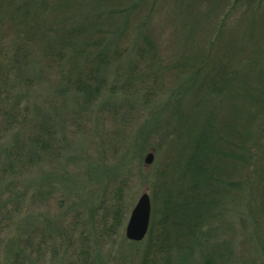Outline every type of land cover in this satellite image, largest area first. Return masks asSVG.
I'll return each mask as SVG.
<instances>
[{
    "label": "trees",
    "instance_id": "1",
    "mask_svg": "<svg viewBox=\"0 0 264 264\" xmlns=\"http://www.w3.org/2000/svg\"><path fill=\"white\" fill-rule=\"evenodd\" d=\"M124 2V0H0L1 61L10 59L17 63L21 59L22 64L27 59V53H36L35 69L39 67L40 71L54 69L62 71L60 81L74 96L67 110L76 109L80 113L90 111V106L92 104L94 106L106 92L114 94L113 85L109 84L110 77H116L120 69H126L127 79L131 80L133 73L144 66H147L146 73L150 77H156V73L150 75L152 72L150 66L158 62V57L162 58L158 62L161 67L163 65L162 69L169 70L173 67L169 60L171 56L156 53L148 37L147 41L145 36L131 39L130 12L122 7ZM206 6L214 14L215 21L208 25L201 35L202 40L198 42L197 52L191 53L190 64L174 63V67L178 68L176 71L178 74L174 77L172 92L166 93L168 99L163 107L155 106L163 112L165 109L169 110V116L161 120L159 118L143 120L127 142L128 154L130 151L134 153L138 151L140 154L142 148L139 145L141 143L147 145L146 139L141 142L140 138L144 134H150L158 141L155 150L159 153L161 143L175 144L176 135H179L177 140L183 139L175 146L176 150H173L174 158L166 160L163 169L154 176L155 181L152 183L153 209L147 235V249L153 246L152 240L155 239L156 245L151 249L164 253L166 258L169 255L174 256V252L175 255L187 256L193 251L190 244L194 241L197 242V247L203 246L200 244L199 236L209 226L212 214L216 211L230 182V178L219 176L223 159L230 165L224 168L225 172L235 170V164L247 170L245 179L248 189L254 183L252 178L256 172L263 177L264 186V164L262 165L264 131L261 139L257 137L256 142L249 143L252 147L243 146L244 142L237 147L232 142L237 138L234 123L237 125L241 122L239 115L242 104L248 113L249 108L253 107L255 112L251 117L259 119L262 117L261 122L264 123V76L256 84L254 80L257 79L256 74L253 75L254 72L252 74L251 70H254L252 67L258 66V60L252 55L241 59L239 63L233 61L236 50H230L231 36L227 34L237 32L243 36L246 31L253 29L252 17L264 16V0H207ZM107 9L114 16L124 17L125 21L128 19L124 22L125 31L121 22L112 25V16L105 14ZM198 9H201V4ZM240 9H246V12L231 22L230 14ZM222 15L224 16L220 17ZM240 73L247 79L236 80ZM152 86L153 89H146L143 94L138 92L136 95L141 96L146 105H149L148 102L153 97L151 95L159 94L161 91L158 90L156 82ZM22 88H26L25 84ZM5 90L9 93L6 81L4 84L0 82V128L4 133L8 132L7 128L12 125L16 129L24 126L19 123V103L15 97L11 98L10 93L6 94ZM23 93L25 94L24 91ZM193 95L196 96L197 106L194 113L190 112L187 105L188 99ZM208 101L214 108L203 111L201 107ZM159 115L161 114L157 116ZM52 120L39 114L30 130L20 129L14 136L12 147L5 153L6 169L16 174L24 175L31 173L36 167L50 166L51 169L47 171L50 182L47 185L39 183L38 188L39 197L44 199L50 198L48 190L51 183L55 182L56 166L54 167L53 163L57 160L54 158L62 156L66 148L65 121L55 124L54 130ZM172 120H175V123L170 129ZM57 127L63 135L62 141L57 140ZM113 154L108 159L109 164L107 163L102 170L88 168L87 180L91 181L93 176L102 177L104 187L108 190H112L111 187L116 182L121 184L119 181L121 171L126 162L129 164L131 161L126 154L121 158ZM4 168L0 166L1 176ZM80 182L79 189L82 192V174ZM56 189L57 192L63 191L61 184ZM68 193L66 195H70ZM71 194L78 193L74 191ZM61 195V200L66 198L65 194ZM112 195L116 198L115 201H111ZM112 195L104 193L101 207L98 206V209L104 211L102 222L105 237L119 235V229L125 222L122 215L124 212L121 203L122 187L113 190ZM16 197L18 200L22 195H10L2 186L0 213L10 202L13 203ZM67 206L82 207V196L77 195L76 201L68 200ZM89 211L91 215L93 214L90 221L94 222L97 207ZM69 212L67 210L65 213L60 212L58 216L53 217L54 219L49 216L44 218L45 220L52 218L53 223L56 221L60 224ZM71 223L69 230L55 229L54 233L46 235L43 243V246H49L50 239L52 244L54 240L55 243L60 241L63 259L70 255V244L76 238V232L79 229L80 233L82 232V208L71 219ZM32 235L28 233V237ZM79 237L82 238V233ZM88 240L89 237L83 241L87 247L86 252L90 248ZM27 242L31 244V239L28 238ZM14 246L13 243L7 247L10 257L13 256L12 260L9 258L8 264H19L20 252L16 248L13 251Z\"/></svg>",
    "mask_w": 264,
    "mask_h": 264
},
{
    "label": "rangeland",
    "instance_id": "2",
    "mask_svg": "<svg viewBox=\"0 0 264 264\" xmlns=\"http://www.w3.org/2000/svg\"><path fill=\"white\" fill-rule=\"evenodd\" d=\"M124 1L122 7L130 12L131 39L145 36L147 41L148 37L149 43L153 45L156 53L171 56L169 60L173 63V67L169 70L162 69L163 65L161 67L158 63L162 58L158 57V62L156 61L155 65L150 66L152 71L150 75L156 73V77H150L146 73L147 66H144L133 73L131 80L127 79V70L120 69L116 77H110L109 84L113 85L114 94L106 92L99 101L95 102L94 106L93 104L90 106V111L80 113L76 109L67 110V106L74 96L66 90L60 81L62 71L58 72L57 69L40 71L39 67L35 69L37 66L36 53H27V59L22 64L21 59L16 63L10 59L1 61L2 56L0 57V82L4 84L6 81V88L9 90L11 98L15 97L19 103L18 117H20L19 123L24 125L22 128L30 130L33 127V121L39 114L53 119L54 130L55 124L65 121L66 125L64 129L66 148L62 156L54 158L57 160L53 163L54 167L56 166V176L55 182L51 183L48 190L49 199L39 197L38 188L39 183L47 185L50 182L47 177V171L51 169L50 166L36 167L31 173L24 175L8 171L5 153L12 147L14 136L22 128L16 129L12 125L7 128L8 132L5 133L0 128V166L5 167L3 176L0 172V188L4 186V191H8L10 195H22L18 200L16 197L14 202H10L8 207L0 213V264H8V261L12 260L13 256L10 257L7 247L13 243L15 245L12 248L13 251L16 248L20 252L19 264H264L263 177L259 172H256L255 179L252 178L254 183L248 189L245 179L247 170L241 165L235 164V170L225 172L224 168L230 165L224 159L220 164L219 176L230 178V182H228L229 186L220 199L216 211L212 214L209 226L199 236L200 244H203L202 247H197V242L194 241L190 244L193 251L187 256L175 255L174 252V256L169 255L166 258L164 253L151 249L156 245L155 239L152 240L153 246L147 249V235L150 227L142 241L130 242L126 240L125 226L131 211L141 195L147 194L152 214L154 176L163 169L167 159L174 158L175 146L183 141V139L177 140L179 135H176L174 136L176 137L175 144L161 143L160 151L157 153L155 150L157 139L150 134H144L140 140L142 142L143 139H146L147 145L143 143L139 145L142 148V153L130 151L128 154L129 136L143 120L167 119L169 110L165 109L164 113L162 109L155 108V106L163 107L168 99H166L168 95L166 93L172 92V87L175 84L174 77L178 74L176 72L178 68L174 67V63L190 64L191 53L197 52L198 42L202 40L201 35L208 25L215 21V17L206 6L207 0ZM19 2L21 3V1ZM199 4H201V9H198ZM244 12L246 9H240L238 12L234 10L230 14V18L232 17L230 21L234 22L237 16L241 17ZM105 14L112 16V25L117 22L124 25V22L128 20L125 21L124 17L118 15L114 16L108 9ZM252 18L254 28L246 31L243 36L237 32L233 34L227 32V34L231 36L229 38L230 50H236L233 57L234 62L239 63L241 59L244 60L251 55L258 60V66L252 67L254 70H251L252 74L254 72L253 75L256 74L257 79L254 80L257 84L258 80L264 76V16L259 15V18L256 16ZM125 29L124 25V31ZM185 68L188 70L187 67ZM243 79L247 78L242 73L237 75L236 80ZM155 82L158 85V90L161 89V91L159 94L151 95L153 97L150 98L149 105H146L141 96L136 97V95L138 92L143 94L146 89H153L152 85ZM23 84L26 88H22ZM5 93L9 95L6 90ZM195 101L196 96L193 95L187 102L188 109L192 113L197 109ZM104 105L105 107L102 108ZM242 106L239 115L241 122H238L237 125L234 123L237 142L234 140L232 142L237 147H239L238 144L243 145V142L245 144L243 146L252 147L249 143L256 142L257 137L261 139L264 123L261 122L262 117L260 119L251 117L255 112L253 107L249 108L248 113L244 110L243 104ZM212 108L214 107L209 101L201 107L203 111ZM158 114L161 115L157 116ZM174 123L175 120H172L170 129ZM256 124L262 126L257 127ZM56 131L58 132L57 140L62 141L63 135L59 132L58 127ZM247 134L249 135L248 140ZM262 151L264 152V150ZM149 153L154 158L151 165L147 166L144 164V160ZM112 154L117 158L126 154L131 162L129 164L126 162L121 171L119 180L121 184L116 182L112 185V190H108L104 187L102 177L93 176L91 181L87 180L86 170L91 167L94 170H102L107 163L109 164L108 159ZM256 158H258L257 155ZM80 174H82V192L79 189ZM60 184L63 191L57 192L56 188ZM119 186L123 190L121 203L125 222L119 229V235L105 237L106 232H104L102 222L104 211L101 208L98 209V206L101 207L100 203L104 198V193H110L111 196L113 190ZM44 190L47 189L44 188ZM74 191L78 194H71ZM61 193L65 194L66 198L61 200ZM66 193L70 195H66ZM77 195L82 196V207L68 208V200L76 201ZM115 199L112 195L111 201H115ZM96 207L94 222H91L93 214L91 215L89 210ZM81 208L82 238L79 237L81 234V229H79L76 232V238L70 244L69 257L63 259L60 241L55 243L54 240L52 244V239H50L49 247L43 246L44 240L46 235L54 233L55 229L69 230L72 224L71 219ZM66 210L70 212L65 220L60 224L56 221L52 222L53 217L58 216L57 214L60 212L65 213ZM46 216L52 218L45 220ZM28 233L33 235L28 237ZM88 237L90 248L86 252L87 247L83 241ZM28 238L31 239V244L27 242Z\"/></svg>",
    "mask_w": 264,
    "mask_h": 264
},
{
    "label": "water",
    "instance_id": "3",
    "mask_svg": "<svg viewBox=\"0 0 264 264\" xmlns=\"http://www.w3.org/2000/svg\"><path fill=\"white\" fill-rule=\"evenodd\" d=\"M153 155L149 153L145 160V165H151ZM151 215V204L147 194L141 195L136 205L130 213L129 219L125 228V238L130 242L142 241L148 232Z\"/></svg>",
    "mask_w": 264,
    "mask_h": 264
}]
</instances>
